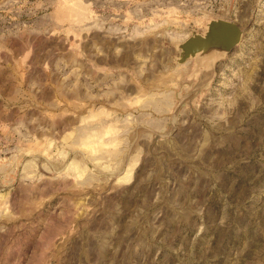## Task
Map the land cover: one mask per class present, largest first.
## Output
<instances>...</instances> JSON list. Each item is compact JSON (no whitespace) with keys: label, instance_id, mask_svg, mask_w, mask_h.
<instances>
[{"label":"rangeland","instance_id":"obj_1","mask_svg":"<svg viewBox=\"0 0 264 264\" xmlns=\"http://www.w3.org/2000/svg\"><path fill=\"white\" fill-rule=\"evenodd\" d=\"M0 264H264V0H0Z\"/></svg>","mask_w":264,"mask_h":264},{"label":"water","instance_id":"obj_2","mask_svg":"<svg viewBox=\"0 0 264 264\" xmlns=\"http://www.w3.org/2000/svg\"><path fill=\"white\" fill-rule=\"evenodd\" d=\"M242 37V30L235 23L225 20H212L207 25L203 35L193 32L178 49L177 62L185 63L190 58L217 59L238 45Z\"/></svg>","mask_w":264,"mask_h":264}]
</instances>
